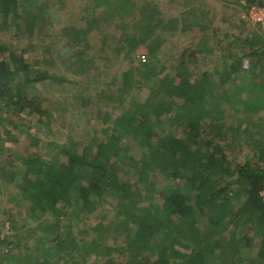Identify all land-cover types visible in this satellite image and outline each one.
I'll return each mask as SVG.
<instances>
[{"label": "trees", "instance_id": "trees-1", "mask_svg": "<svg viewBox=\"0 0 264 264\" xmlns=\"http://www.w3.org/2000/svg\"><path fill=\"white\" fill-rule=\"evenodd\" d=\"M18 2L0 0L5 20L0 29L15 25L20 36L23 23L28 33L41 32V25L48 22L45 14L49 7L37 6V1L31 0L22 1V6ZM118 2L96 0L95 6L105 5V13L111 17L128 18L125 15L130 14L136 1ZM250 3L247 1V5ZM142 6L145 19L136 18V10L134 19L120 26V39L110 34L103 42L102 51L124 53L129 63L128 70L116 76L119 98L110 99L114 110L104 117L106 123L111 121L112 134L103 142L94 138L82 153L71 146L66 148L62 153L67 160L57 164L45 162L36 151L19 157L17 162L9 157L6 168H1V177L16 182L28 196L31 218L46 219L39 229L44 235L50 234L58 250L69 252L75 246L69 243L71 232H61L64 226L57 205H73L71 194L76 193L78 201L92 211L113 194L117 196L114 208L124 218L118 225L110 223L106 231L129 232L130 223L136 231L127 247L105 248L104 264H264V117L259 125L261 137L250 131L253 120L249 118L264 111V37L256 32L247 38L250 52L244 49L242 40L235 41L238 53L230 47L208 46L205 39L194 50L184 52L177 65L154 64L152 59L147 64H135L134 55L140 46L154 56L163 44L160 37L152 39L163 23L157 18L159 11L148 3ZM10 16L13 22L8 21ZM104 21L92 8V14L85 15L86 29L73 33L64 30L72 48L65 57L61 53L55 59H28L26 54L34 46L19 53L0 44V106L9 112L14 109L11 112L16 116L28 109L34 114L40 112L26 85L61 80L50 73V67L61 63L62 57L69 58L72 67H82L85 74L92 71L95 65L87 57V40L89 34L103 30ZM174 22L168 28L176 29ZM203 54L215 56L219 66L199 69ZM189 61H195V66L189 67ZM243 81L248 84L242 86ZM146 82H152V86L141 102L139 95ZM239 114L245 120H238ZM11 137V133L6 134V140ZM239 142L250 147L252 155L243 163H234L226 149ZM11 166L14 170L9 169ZM128 166L134 174L125 171ZM156 198L161 203L155 204ZM94 232L96 239L89 244L82 241L85 245L79 248L85 255L99 253L104 243L103 225H96ZM6 242L0 239V245ZM156 247L158 257L153 260L150 252ZM114 253L123 256L122 260ZM88 257L69 264H86ZM35 264L54 263L39 260Z\"/></svg>", "mask_w": 264, "mask_h": 264}, {"label": "rangeland", "instance_id": "rangeland-1", "mask_svg": "<svg viewBox=\"0 0 264 264\" xmlns=\"http://www.w3.org/2000/svg\"><path fill=\"white\" fill-rule=\"evenodd\" d=\"M22 1L24 0L18 2L21 3L20 6L23 4ZM31 1L32 3L37 1V6L43 7L46 4L49 7V11L45 14L48 22L46 25H41L43 26L41 32L36 30L34 34H30L24 28L23 23L20 36H18L19 32L15 25L9 24L7 25V27L11 25L9 29H0L1 45L6 44L14 50L17 49L19 53L25 47L29 49L30 45L34 46V50L26 54L28 59L46 57L48 60L50 56L55 59L61 53L64 57L70 55L72 48L68 46L69 38L64 30H72L73 33L77 29H86L85 15L92 14V8L95 14L105 21L102 23L101 32H94L88 36L90 49L86 53L95 65L92 71L85 74L82 72V67H72L69 64V58L62 57L64 60L59 61L61 63L50 67V73L58 75L61 80L48 81L35 86L26 85L29 97L40 107V112L34 114L31 109H28L21 116H16L11 112L14 109L9 112L6 107L0 106V239L7 241L0 245V264H35L39 260H47L54 264H69L74 260H82L86 256H89L85 261L86 264H104L107 259L105 248L127 247L136 231L132 223H130L129 232L126 230L106 231L110 223L118 225L120 219L124 218V215L119 216L114 208L117 204L116 195L106 196L103 199L105 203H101L97 209L92 211L86 209L78 201L76 193L71 194L73 205L66 206V203L65 205L59 203L56 209L59 212L58 215L62 217L64 226L61 232L64 235L71 232L69 243L73 242L75 247L72 251L69 249V252L65 249L58 250L50 234L44 235L39 229V225L44 224L46 219L36 220L30 217L29 207L31 205L28 202V196L17 188L16 182H9L8 179L1 177V168H6L9 157L17 162L19 157L22 158L29 152L35 151L41 154L47 163L65 162L67 157L62 152L66 148L71 146L82 153L86 147L94 143V138H97L98 142H103L112 134L111 121L106 123L104 117H106V112L114 110L110 107V99L119 98L117 87L114 84L116 76L127 71L129 63L124 53H111L109 49L102 51L103 42L106 35L110 38V34L120 39L123 33L120 26L134 19L136 10V18L145 19L146 13L142 10V5L145 6L148 3L159 11L160 15L157 18L163 23L157 27L152 39L156 41V37H160L163 44L154 56H150L146 47L140 46L134 55L135 64H147L152 62L149 61L152 59L154 64L163 63L171 67L178 64L184 52L189 50V53L194 50L205 39H208L206 40L208 46L230 47V49H236L238 53H240V48L235 41L242 40L244 49L250 52L252 48L247 38H252L256 32L264 37V20L258 21V16H256L259 10L264 11V0H135L136 6L129 10L130 14L125 15L128 17L126 19L106 14L105 5L96 7L95 4H98L96 0ZM114 1L120 4L118 0ZM247 1L251 3L247 5ZM35 11L36 9H33V12ZM104 13L105 16L101 15ZM171 20L175 21L176 29L170 28V25L168 28ZM178 20L180 23L176 22ZM8 21L13 22V17L10 16ZM157 21L160 22V20ZM190 21L196 22L195 25H184V22ZM4 22V17L0 12V26H4ZM132 27L133 24L130 23L129 29ZM133 30L138 33L137 27L134 26ZM205 55H200L201 67L199 69L210 70L219 66V61L215 56ZM2 57L0 56V62ZM5 57L8 58L9 55L5 54ZM190 62H188L189 67L195 66V61ZM22 81L23 76L19 77V82ZM247 84V81L242 82V86ZM149 86H152V82H146L145 88L140 92L141 102L148 97ZM245 94L247 97V92ZM238 117V120H245L243 114H239ZM263 117L264 111L259 115L249 117L253 120L250 131H256L260 137L263 131L259 125L262 124ZM227 121L232 124L231 116ZM18 125L20 127H17ZM8 133L12 134L9 141L6 140ZM237 144L226 150L231 161L243 163L248 156L252 155V149L242 142ZM227 146H229L228 143ZM125 161L130 162L128 156ZM121 163L120 160L119 164ZM9 169L14 170L12 166ZM125 171L128 174H134L129 166L125 168ZM22 179L18 178V180ZM134 182L135 180L132 181ZM158 202L161 203L159 198H156L155 204ZM50 217L56 218L51 214ZM98 224L103 225L102 248L99 253L85 255L79 248L85 245L82 241L89 244L96 239L97 234L94 228ZM156 248L150 252L153 260L158 257L159 250L158 247ZM114 256L118 260H122L123 257L117 253H114Z\"/></svg>", "mask_w": 264, "mask_h": 264}, {"label": "built area", "instance_id": "built-area-1", "mask_svg": "<svg viewBox=\"0 0 264 264\" xmlns=\"http://www.w3.org/2000/svg\"><path fill=\"white\" fill-rule=\"evenodd\" d=\"M256 16H258V21L264 20V11L259 10V13ZM255 23H261V22H255Z\"/></svg>", "mask_w": 264, "mask_h": 264}]
</instances>
